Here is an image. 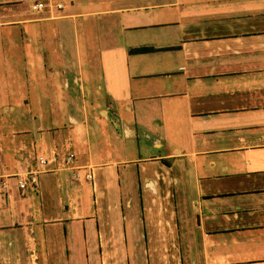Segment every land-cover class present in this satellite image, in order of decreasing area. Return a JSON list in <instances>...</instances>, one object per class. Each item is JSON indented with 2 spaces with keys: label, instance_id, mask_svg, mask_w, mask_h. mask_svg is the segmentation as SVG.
<instances>
[{
  "label": "crops",
  "instance_id": "obj_1",
  "mask_svg": "<svg viewBox=\"0 0 264 264\" xmlns=\"http://www.w3.org/2000/svg\"><path fill=\"white\" fill-rule=\"evenodd\" d=\"M30 1L0 0V264H264V0ZM53 149L92 181L18 189Z\"/></svg>",
  "mask_w": 264,
  "mask_h": 264
},
{
  "label": "built area",
  "instance_id": "obj_2",
  "mask_svg": "<svg viewBox=\"0 0 264 264\" xmlns=\"http://www.w3.org/2000/svg\"><path fill=\"white\" fill-rule=\"evenodd\" d=\"M30 8L32 11H55L60 12L64 8L63 0H31ZM66 148V147H64ZM76 155L73 151H67L60 155L59 149L51 150L47 155L36 158L37 163L41 166V170L33 169L27 172L26 177L17 180V186L21 190L27 186H36V175L40 171H56L60 169H69L71 182L92 181V170L90 167L76 166ZM50 165V167H49ZM2 187H6L3 183Z\"/></svg>",
  "mask_w": 264,
  "mask_h": 264
},
{
  "label": "rangeland",
  "instance_id": "obj_3",
  "mask_svg": "<svg viewBox=\"0 0 264 264\" xmlns=\"http://www.w3.org/2000/svg\"><path fill=\"white\" fill-rule=\"evenodd\" d=\"M48 79H49V81L51 82L52 81V86L51 87H53V89L52 90H54L55 89V86L56 85H59V83H60V77H59V75L56 73V71L55 70H53L52 71V73H50V75L48 76ZM100 106H102V104H99ZM142 150V149H141ZM145 152L146 151H148V150H151V147H149V146H145ZM143 151V150H142ZM18 189H20V188H18ZM21 190V189H20ZM7 215V214H6ZM15 221V220H14ZM19 226H21V224H19V223H16L15 222V226L14 227H19ZM33 228V227H32ZM31 228V229H32ZM25 229V228H24ZM21 232H23V233H27V234H30V233H32V231L30 232V228L29 227H27L25 230H23V231H21Z\"/></svg>",
  "mask_w": 264,
  "mask_h": 264
}]
</instances>
